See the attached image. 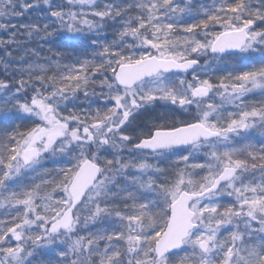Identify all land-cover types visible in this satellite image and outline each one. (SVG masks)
I'll use <instances>...</instances> for the list:
<instances>
[{
  "label": "snow or ice",
  "instance_id": "snow-or-ice-1",
  "mask_svg": "<svg viewBox=\"0 0 264 264\" xmlns=\"http://www.w3.org/2000/svg\"><path fill=\"white\" fill-rule=\"evenodd\" d=\"M29 14L74 51L0 79V264H264V0H0L3 61Z\"/></svg>",
  "mask_w": 264,
  "mask_h": 264
},
{
  "label": "rangeland",
  "instance_id": "rangeland-1",
  "mask_svg": "<svg viewBox=\"0 0 264 264\" xmlns=\"http://www.w3.org/2000/svg\"><path fill=\"white\" fill-rule=\"evenodd\" d=\"M35 21V15L34 14H29L28 16L25 17H21L19 19H13L11 22L12 24L16 25V32L18 33L17 39L26 45L25 48L19 49V50H14L12 52V59L10 61H3L2 58L5 56V51L3 48H0V66L2 65L3 70H5L4 67V63L7 62L11 65V67L8 70H13L14 68H18L20 67V64L17 63L21 60V58H25V60L27 62H32L35 63L37 61V57H33L31 55V52L29 50H36V52L38 53L40 58H48V57H52L54 58L53 54L56 52H63L66 55H71L73 53V49L71 48H65V47H59L57 45V43L53 42V43H45L42 40H39V38H31L30 40H26L25 39V34L23 32V29L20 27L21 25H25V24H29ZM9 33L4 32L3 30H0V38L2 39H7L8 38ZM108 38L111 39L112 38V33L111 30H108ZM40 62H43V59L40 60ZM64 63H70V60H65L63 61ZM224 63L227 65H235L237 64V60L233 57H225L224 58ZM232 68L228 67L226 68L225 71H221V72H217L215 73V75L217 76H223L226 74V71H231ZM12 74V72H11ZM51 74V73H49ZM4 76V72L2 70H0V79H3ZM190 78V77H189ZM264 101V94H261V92L259 90H256V92H254L253 94L248 95L247 97H245V102L248 104H257ZM86 107V105H85ZM228 111H233V109L229 106L228 107ZM177 116L181 119H186L187 117H183L180 116L179 113H177ZM249 141H245V143H247ZM252 143H256L259 144L261 142H264L261 140V138L259 137V133H254L251 139ZM163 167H167V165H162ZM47 167L51 168L53 167V165L51 163H49L47 165ZM225 203H228V201L226 200ZM2 211V210H0ZM48 259H55L54 256H52L51 254H45V253H41V256L37 259V261L35 262V264H41V260L43 262H45Z\"/></svg>",
  "mask_w": 264,
  "mask_h": 264
},
{
  "label": "trees",
  "instance_id": "trees-1",
  "mask_svg": "<svg viewBox=\"0 0 264 264\" xmlns=\"http://www.w3.org/2000/svg\"><path fill=\"white\" fill-rule=\"evenodd\" d=\"M0 70H2L3 72H4V76H3V79H6V78H8L10 75H11V70H3V67H2V65L0 66Z\"/></svg>",
  "mask_w": 264,
  "mask_h": 264
}]
</instances>
